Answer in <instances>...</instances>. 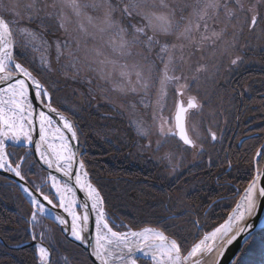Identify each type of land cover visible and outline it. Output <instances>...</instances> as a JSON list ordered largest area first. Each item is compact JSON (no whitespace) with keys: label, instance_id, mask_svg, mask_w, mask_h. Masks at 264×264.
I'll return each mask as SVG.
<instances>
[{"label":"snow or ice","instance_id":"6c2138e0","mask_svg":"<svg viewBox=\"0 0 264 264\" xmlns=\"http://www.w3.org/2000/svg\"><path fill=\"white\" fill-rule=\"evenodd\" d=\"M259 22H264V0H0V169L13 173L20 181L25 180V163L29 173L44 166L61 172L65 178L63 186L51 171L47 181L42 179L41 183L50 182L49 191L55 189L59 208L71 217V237L97 264H139L140 260L150 264H220L228 247L238 238L243 239L244 246L254 240V225L245 221L255 219L253 214L258 216L264 207V186L259 183L264 171L258 165L264 160V151L256 153L254 178L231 214L211 231L202 233V238L186 252L183 245L188 243L187 238H170L154 227L133 230L122 222L115 225L99 190L90 183L83 160L76 159L74 123L52 106L49 86L41 82V78L47 81L54 71L45 54L51 47L45 36L72 28L71 39L54 42L57 62L66 55L74 61L73 67L87 66L111 84L113 91L140 95L143 107H153L151 126L135 119L131 123L144 139L155 128L160 139L155 141L153 150L159 153L173 140L192 149L197 147L189 135L187 118L192 111H202L203 105L196 96L183 99L189 87L182 82L188 79L185 69L197 82L199 74L219 69L215 64L194 65L192 57L196 52L201 53V58L205 54L213 59L230 55L235 47L234 41L226 39L230 32L235 37L245 25L254 29ZM24 23L29 26L21 27ZM35 53L41 54L37 58ZM17 56L24 62H18ZM239 60L237 56L231 63L235 65ZM170 88L174 93V112L169 118L163 115L166 105L160 101L169 98ZM153 92L157 95L155 105L149 99ZM34 134L38 140L33 139ZM210 135L216 139L215 133ZM50 136L60 142L58 148L48 143ZM8 141L14 147L29 149L15 161V166L12 153L7 151ZM45 144L53 152L41 150ZM152 144L149 139L143 147L147 150ZM34 153L37 160L29 163L28 158ZM174 155L169 151L157 159L171 164ZM74 163L77 171L72 173ZM73 175L74 183L86 194V200L79 205L82 215L75 210L77 189L69 187ZM33 183L34 191L19 185L33 206L32 222L43 215L61 226L68 225L41 185ZM68 193H72L71 198ZM90 213L95 215L90 217ZM116 227L128 230L116 231ZM62 230L68 232L69 228ZM40 236L43 239L44 233ZM37 249L40 264H49V249L42 245H37ZM243 253L242 246L231 264H245Z\"/></svg>","mask_w":264,"mask_h":264},{"label":"rangeland","instance_id":"374dc122","mask_svg":"<svg viewBox=\"0 0 264 264\" xmlns=\"http://www.w3.org/2000/svg\"><path fill=\"white\" fill-rule=\"evenodd\" d=\"M27 26L29 25L26 23L21 24V27ZM72 36H74V31L72 28H69L68 32H56L55 34H47L45 36V39H47L51 45L45 54L48 56V59L51 62V67L54 71L47 81L41 78L39 73L34 72V75H37L38 78H41L42 83H45L46 86H49V92L53 96L52 106L56 107V104L54 103L56 100L59 104H61L65 111L63 109L62 110L74 123L77 137L79 136L78 139L80 140V145L84 148H87L88 145L86 144V141L89 138L85 135L84 131H82L84 127L86 128V131H89V135L92 136V140L97 141L96 138L104 135L105 129L103 127H108V129H106L107 131L110 129L112 131V129L115 128L109 125L110 121L108 122L106 119H112V121H114L121 116V120L128 125L127 129L129 133H132L134 135L133 137H135L133 140L131 134L130 139L127 140L128 146L126 148L128 150H126L131 154V157L128 156L130 160V162L128 161V166H130L131 163L133 164L131 166L139 168L138 165L141 162L140 166L142 165V168H146L145 174L148 176L153 175L154 178L157 176V179L154 180H157V182L162 181L161 185L166 187V184L168 185L169 183L170 185L176 184L173 189L176 191V195L171 197V201L169 203V205L174 206L173 211H175V209L181 211L187 207L185 195H188L192 188L189 184H186L185 173L191 171V166L195 167V165L199 164L202 165V169H207V166H210L211 169L209 172H211V174L208 173L206 176L207 178H214L216 175H218V172L223 171L224 169L222 168L218 172L215 171L217 164H220L221 166L222 164H228L229 166L227 167V170L231 174L235 175L236 173H239V169H241L239 168L240 164H243L241 159L248 158V156L250 157L251 152H248L247 148L249 150L255 151L258 142L260 143V140L264 141V131L259 130V127H261L262 124H257L258 121H255V116H245V118L241 120V127H238L239 120L241 118L238 116H236V119L233 120L230 118L236 109L249 105L251 108H253L252 110L256 113V115H258L256 118H258L259 115H262L264 120V114H261L260 109L264 108V22H259L254 29H250L247 25H245L243 30L235 37L232 36L230 32L226 39L234 41L235 47L230 50V55L228 56L213 59L205 54L203 58H201V53L196 52V54L192 57V63L194 65L197 63L208 65L215 64L219 69L218 72L213 69L208 73L199 74L200 79L198 82L193 80L191 78L192 74L188 73L185 69V75L188 76V79L187 81L182 82H186L189 87L187 90H185L183 99L187 101V96H196L198 101L203 105L202 111L191 112L189 120V134L191 138L196 141L197 147L192 149L188 146L178 143L176 140H173L159 153H156L153 150L155 147V141L160 139V137L155 134V128L152 127V134L148 139H144L137 135L135 127L131 123V121L135 119L143 121L145 126L152 125L153 107H143L139 103L141 99L140 95H122L118 91H113L111 84L100 79V77L94 72L89 71L87 66H81L77 64L75 67H73L74 61L67 59L66 55L61 56L59 62L56 61V49L54 42L56 40H63L66 38L71 39ZM72 47L75 48V45L73 44ZM40 54L41 53H35L34 55H36L38 58ZM237 56L240 57V60L236 65L233 66L231 60L235 59ZM17 60L21 63L24 62L21 56H17ZM25 67H29V65L25 64ZM78 69L79 71H77ZM221 73L223 74V77L225 75L226 76L224 78H220ZM245 77H249L248 87H239L240 85H237L236 82ZM233 79L234 81H232ZM89 80H91V83H89ZM230 84H233L234 87L236 86L235 89H232L234 90L233 93H230V90H228L230 88ZM241 90L244 91L245 97H249L248 99L256 98L257 103L250 102L245 104L243 100L244 96L242 94H239V96L236 97V93H238V91L241 92ZM252 90H261V92L254 94ZM149 99L152 101V104L155 105L157 100L156 93H151ZM173 101L174 93L170 88L169 98L160 101L162 105H166V110L163 112L165 117L170 118L174 112ZM133 105H135V108H133ZM56 108L62 111L59 107ZM76 118L79 120V122L76 121ZM92 120H94L95 127L90 126L89 129H87L86 123H91ZM227 122L228 124H226ZM169 123H172L171 119H169ZM90 129H96V133L99 136H95V134L91 132ZM209 130L211 133H215V140L211 138ZM124 133H126V129L124 130ZM242 133H244L247 138L254 136L255 139H248V141L246 139L243 140V137H240ZM222 136L225 139L228 137V139H231V142L234 139V144L231 145L230 143V145H228L224 151L222 149H219L218 151L215 141L222 142ZM256 136L258 137L256 138ZM149 139L153 142L152 148L145 150L143 146L148 144L147 141ZM130 143L132 146L129 145ZM91 145L92 146L90 149L94 150L93 148L95 146L93 144ZM11 146H13L12 142H10L9 147H7V151L12 153L11 159H13V166H15V161L19 160L22 155L16 151H13L15 149H11ZM169 151L175 153L171 164H169L167 160L157 159L158 156H163L164 153ZM258 151H264V145L259 147L256 153ZM94 157L99 163L103 164V166L105 165V170H108L109 164L110 167H115L116 161L112 159L113 156L111 157L107 154V151L100 150L94 155ZM254 158H256V154L255 156H251L250 159L252 160ZM224 161L227 162L224 163ZM247 161L248 160H246L244 163ZM263 161L264 160L258 161L260 169L264 164ZM136 162L138 164H136ZM157 165H160V167H156ZM247 165L248 163L246 166ZM27 168L28 163H25V165L22 167V175L25 176L28 183L34 185V181L35 184H42L41 180H44V178H42L40 174L36 172V170H33L31 173H29ZM173 168H175V170H173ZM146 170H148V172H146ZM142 171L143 170L141 169L140 173L143 174ZM147 175L146 177H148ZM188 176V183L194 181L193 176ZM49 186L50 185L48 184L47 186L45 185L43 187V191H45V194L51 197L54 204L58 205V198L55 196V189L49 191ZM229 187H232L235 190L236 188H240L235 184L230 185ZM123 192V197H126L132 193L131 189H126ZM134 195L138 194L135 192ZM224 198L227 197L220 195L215 200L213 199L210 201L209 205L206 206L207 209L205 212L207 213L214 204L222 201ZM104 205L106 212L110 216L114 215L113 213L118 215L120 214L118 211L108 208L105 201ZM234 206L235 203L233 204V207ZM80 212V208L77 207V214L81 215ZM42 217V215L38 216L36 223L31 221V229L34 230L36 237H38L43 231H48V238L51 239V237H53V240L56 241L53 242H55L56 245L66 246L67 250H65V248L64 250L65 252L68 251V249L71 248L67 243L69 240L66 238L63 239L62 237L57 238L55 231L58 232V230L55 229V226L58 229L59 227L52 221H45L42 219ZM113 218L115 219L114 223L117 222L115 225H119L122 222L124 225H127L133 230H139V228H133L130 224L126 223V219L121 214L119 215V220L115 217ZM197 221L196 223L199 224V220ZM115 230L127 231L128 229L116 227ZM167 235L170 238H173L171 235ZM22 244L12 246H22ZM4 246H7L8 248L12 247L6 243ZM10 249L20 250L13 248ZM251 254L254 256L256 254L254 258L258 262H255L254 264H264V232L259 236L256 235L254 240L250 241L249 244L245 246L242 258L247 259V256H250ZM65 257L67 259H64ZM53 260L54 259L52 258V261ZM52 261L51 264H56V262L53 263ZM59 261L61 264H73L71 260L64 255L59 259ZM38 264H40V261ZM93 264L95 263L93 262Z\"/></svg>","mask_w":264,"mask_h":264},{"label":"trees","instance_id":"16d2710c","mask_svg":"<svg viewBox=\"0 0 264 264\" xmlns=\"http://www.w3.org/2000/svg\"><path fill=\"white\" fill-rule=\"evenodd\" d=\"M249 77L242 78L241 81L248 82ZM240 82V81H239ZM241 92H244L241 90ZM244 96V103L248 104L250 102H256V98L248 99L249 97ZM56 107L60 109L64 108L56 101H54ZM259 105V104H258ZM65 111V110H64ZM256 114V113H255ZM261 114H264V110L261 111ZM262 117V115H259ZM112 127H115L107 131L108 127H103L105 129L104 135H100L101 137L96 138L97 141L92 140V136L89 135V131H86L84 127L82 131H84L85 135L88 138L86 141L87 150L82 160H84L86 167L89 173L92 176V181L99 187L100 191L103 193L104 201L108 208L112 209V207H116V209H112L114 211H118L126 220V223L130 224L133 228H138L137 222L141 223V225L146 222L156 223L158 220H161V215L166 213V205H169L171 201V197L176 195V191H174L175 185H170V183L166 187L161 182H157L154 179L153 175L145 174V169L140 166L143 171V174H138L134 168L128 166V161L130 162L128 156L131 157V154L127 152V144L130 139L131 134L128 131V127L125 122L119 119H106ZM76 121L79 122V120ZM87 129L90 126L95 127L94 120L91 123L87 122ZM126 129V133L124 130ZM91 132L95 134V136H99L96 133V129ZM124 138H122V137ZM134 135L132 134V137ZM135 137H133L134 140ZM93 144L95 147L94 150L90 149ZM131 145V143L129 144ZM132 146V145H131ZM127 149V150H126ZM103 150L107 151L109 156H113V160L116 161L115 167H110L108 170H105V165L99 163L97 159H95L94 155L98 153V151ZM251 155L248 156L247 162L242 164L241 170L243 172L236 173L235 175L231 174L227 167L228 164H222L223 171H220L219 179L208 178V182L212 186V189L218 194L215 197H211L210 195H206L201 191V189L197 186L199 183L194 178V181H191L187 184L192 188L188 195H185V201L187 202L188 209H183L176 214V218H170L168 221L171 225L170 227H165V232L171 235L173 238L180 240L181 237L187 238L188 243L183 245V249L186 252L188 248L191 247L192 244L196 243L198 239L202 236V233L211 231L217 224H219L225 216L228 214L229 210L233 206L235 202V194L236 190L230 185H237L240 187L243 185L244 180H246L249 175H253V169L251 166ZM227 161H224V163ZM248 165L246 166V164ZM136 164H138L136 162ZM156 167H160L157 165ZM239 169V172L241 171ZM148 172V170H146ZM211 172H206L208 174ZM146 175L148 177H146ZM146 179L147 183H144L142 179ZM230 180V181H229ZM231 183V184H229ZM229 184V185H226ZM239 184V185H238ZM149 185V187H148ZM126 189H131L132 193L128 196L123 197V191ZM110 192H109V191ZM146 190H153L158 196L159 204L152 203H142L145 200ZM136 194L138 195H134ZM108 193V194H107ZM19 188L12 183H10L5 178L0 177V238H3L7 245H17L29 242L31 240L30 235V226L29 217L31 213V205L27 202L26 198L21 195ZM223 195L227 198H224L222 201L217 202L212 206V208L206 213V206L209 205L210 201L215 200L218 196ZM134 199V200H133ZM135 200H139V203L134 204ZM199 220V227L196 221ZM198 222V221H197ZM200 228V229H199ZM56 237H63L62 233L55 226ZM201 233L198 235L197 233ZM263 234V232L259 233L257 236ZM45 242H47L51 247L53 252V260L52 262H56V264H61L59 259L64 255L67 256L73 264H93L92 258L85 252L83 249L74 245L73 243L67 241L68 245L71 247L67 250L66 246L56 245L53 237H46ZM55 241V242H53ZM65 248V250H64ZM37 250L35 247H27L20 250H9L7 246H4L0 242V264H38ZM254 255L247 256L248 258H242L245 264L251 263L254 264L256 259L253 257ZM257 258V257H256ZM63 263V262H62ZM141 264H149L144 260H140Z\"/></svg>","mask_w":264,"mask_h":264},{"label":"bare ground","instance_id":"6f19581e","mask_svg":"<svg viewBox=\"0 0 264 264\" xmlns=\"http://www.w3.org/2000/svg\"><path fill=\"white\" fill-rule=\"evenodd\" d=\"M228 79V78H227ZM236 84L237 85H240L239 87H248V85H249V82H244V81H241L240 80V82H236ZM233 84H230V88L228 89V90H230V93H233L234 92V90H232L233 89ZM252 92L254 93V94H256V93H260L261 92V90L260 91H257V90H252ZM241 93H243L244 94V92H240V91H238V93H236V97L237 96H239V94H241ZM56 108V107H55ZM253 108H251V106H249V105H246V106H244V107H240V108H238V109H236V111L233 113V115H231L230 116V118L233 120V119H236V116H238L239 118H241L240 120H239V126L238 127H241V124H242V121L241 120H243L244 118H245V116L247 117V115H253V116H255V121H258L257 122V124L259 123L260 125L262 124V126L261 127H259L260 129L259 130H261V131H264V120H263V118L262 117H258V118H256V116H258V115H256L255 114V112L252 110ZM261 109V111L262 110H264V108H260ZM192 112H194V111H192ZM121 117V116H120ZM226 124H228V122L226 123ZM258 130V129H257ZM243 137L242 139L243 140H247L248 141V139H255V137L254 136H252V137H246L245 135H244V133H242L241 135H240V137ZM258 136H256V138H257ZM221 139L223 140L222 142H219V141H215V144H216V147H218V151H219V149H222L223 151H224V149L228 146V145H230V143H231V145H233L234 144V139L232 140V142H231V139H228V137H227V139H225L223 136L221 137ZM10 142L11 141H8L7 142V145L8 144H10ZM48 143H51V144H53L56 148H58V146H59V143L57 144L56 143V141H48ZM147 143H148V141H147ZM254 145H256V144H254ZM264 145V141L263 140H260V143L258 142V144H257V147L255 148V151H252V150H249L248 148H247V150H248V152H251L250 153V155L251 156H255V154H256V151L259 149V147H262ZM246 148V147H245ZM11 149H15V150H13V151H16L17 153H19L20 155H22V156H24V154H25V152H27L29 149H26L25 147H18V146H11ZM49 152H53V149L52 148H49V150H48ZM53 158H55L54 157V154H53ZM245 159V160H244ZM242 158L241 159V161H242V163L243 162H245L246 160H247V158ZM34 160H37V158H36V156H35V154H33L31 157H29L28 158V162H31V161H34ZM254 160H256V158H254V159H252L251 161H249V162H251V166H252V169H253V163H254ZM264 162V161H263ZM37 163H40V162H38L37 161ZM130 165H133V164H131L130 163ZM219 167H220V165H218ZM132 168H134L137 172H141V169L140 168H136V167H134V166H131ZM138 167V166H137ZM208 168L207 169H202V165H199V164H197V165H195V167H192L191 166V168H190V172H186L185 173V181H186V184L188 183V181H189V176L188 175H190V176H193V178H195L197 181H198V187L201 189V191L203 192V193H205L207 196L208 195H210L211 197L213 196V197H215V195H217L218 193L217 192H215L213 189H212V186L210 185V182H208V178H207V176H206V172H209V170L211 169L210 168V166H207ZM240 167H242V164H240ZM221 168V167H220ZM262 168V167H261ZM0 170H4V171H7L6 169H0ZM241 170V169H240ZM88 171V170H87ZM215 171H220V170H218V168H216L215 169ZM8 172V171H7ZM36 172H38L39 174H40V176L42 177V178H44V180L45 181H47V177H48V174H49V172L44 168V167H42L41 169H37L36 170ZM89 172V171H88ZM241 172H243V169L239 172V173H241ZM11 173V172H10ZM189 173V174H188ZM219 173L220 172H218V175H216L218 178L217 179H219L220 178V176H219ZM253 173V175L252 176H250L249 175V177L246 179V180H244V182L245 183H243V185L242 186H240V188H237V190H236V196H235V206H236V204L238 203V202H240V198H241V196H243L244 195V190L247 188V186H248V184L251 182V180L254 178V172H252ZM11 174H13V173H11ZM138 174H141V173H138ZM214 174V173H213ZM14 175V174H13ZM215 176V177H216ZM0 177H2V178H5L6 180H8L10 183H12L13 185H15V186H17L18 188H19V190H20V192L22 193L21 195H23L25 198H26V200H27V202L29 203V205H31V213H32V211L34 210L33 209V206H32V204L30 203V199H29V197H28V194L23 190V188H21L15 181H12L11 179H9L8 177H6L5 175H0ZM214 177V178H215ZM216 179V178H215ZM216 179V180H217ZM25 180H26V178H25ZM93 179H92V176H91V181H92ZM146 179L144 178V179H142V181L144 182V183H147V181H145ZM27 181V180H26ZM230 181V180H229ZM28 182V181H27ZM92 183L94 184V186L99 190V192H100V194H101V196L103 197V199H104V196H103V193L100 191V189H99V187L95 184V182L94 181H92ZM33 189H34V185L33 184H30V183H28ZM47 184L48 185H50V182H47V183H43V184H40L41 185V189L43 190V187L46 185L47 186ZM174 185H176V184H174ZM239 185V184H238ZM61 186H63V185H61ZM69 187H71V188H73L70 184H69ZM148 187H149V185H148ZM150 188V187H149ZM109 191V190H108ZM110 192V191H109ZM108 194V193H107ZM146 198H145V200L144 201H142V203H146V204H148V203H152L151 205H153V204H159L160 202H159V199H158V195L153 191V190H151V191H147L146 190ZM70 198L72 197V193H68L67 194ZM75 200L77 201V206H75V210H76V212H77V207H78V204H79V202H78V197H77V193L75 192ZM134 200V199H133ZM135 202L136 203H139L140 201L138 200H135L134 201V204H135ZM232 208V207H231ZM234 208V207H233ZM232 208V209H233ZM112 209H116V207H112ZM166 213L164 214V215H161V217H162V219L161 220H158L156 223H150V222H146L145 224H143V225H141V223H139V222H137V226H138V228H139V230L140 229H142V228H144V227H154V228H158V229H160V230H162V231H164L165 232V227H169L170 226V223L168 222L169 220H170V218H176V214L177 213H179V210H177V209H175V211H173V209H174V206H171V205H166ZM80 210H81V208H80ZM231 210V209H230ZM230 210H229V212H228V214L230 213ZM81 212H82V210H81ZM31 213H30V217H29V222L32 224V220H31ZM114 215H112L111 217H115V218H117L118 220H119V215L118 214H116V213H113ZM228 214L225 216V218L220 222V223H222L226 218H227V216H228ZM95 215V213H92V217ZM165 218H167V219H165ZM114 222H115V219H114ZM117 223V222H116ZM115 223V224H116ZM219 223V224H220ZM219 224H217L216 226H218ZM261 232H264V228L263 229H261L260 231H258V232H256L255 234H253V236H254V238L256 237V235H258L259 233H261ZM33 233H34V230L33 229H31L30 230V235L32 236L33 235ZM166 233V232H165ZM74 245H76V244H74ZM76 246H78L79 248H81L82 249V247L81 246H79V245H76ZM30 247H34V246H30ZM11 248V247H10ZM10 248H8L9 250H11ZM243 248H245V246H243ZM84 250V249H83ZM85 251V250H84ZM241 251V250H240ZM85 252H87V251H85ZM87 254H88V252H87ZM255 256H256V254H255ZM255 256H253V257H255ZM37 258H38V255L36 256ZM258 262V261H257Z\"/></svg>","mask_w":264,"mask_h":264},{"label":"water","instance_id":"95a60500","mask_svg":"<svg viewBox=\"0 0 264 264\" xmlns=\"http://www.w3.org/2000/svg\"><path fill=\"white\" fill-rule=\"evenodd\" d=\"M53 107H54V106H53ZM57 110H58V109H57ZM58 111H60V110H58ZM60 112H62V111H60ZM62 113H63V112H62ZM63 114H64L66 117H68V118L70 119V117L67 116L65 113H63ZM54 119H55V117H54ZM70 120H71V119H70ZM187 120H188V118H187ZM71 121H72V120H71ZM187 127H188V126H187ZM33 139H34V140H38V136H36V135L34 134V135H33ZM49 140H50V141H56L57 144L59 143L58 140H54V139H52L51 136L49 137ZM74 146H75V151L77 152V157H76V159L79 160V159H81V155H82V153L79 152V143H78V144H75ZM45 149H46L47 151L49 150V148L47 147V144H45L44 146H42V149H41V150H45ZM48 152H49V151H48ZM34 154H35V153H34ZM35 156H36V158H37V154H35ZM52 158H53V157H52ZM53 159H54V158H53ZM38 162H39V161H38ZM44 168H45L47 171H49V172L51 171L52 175L57 176L59 179H61L63 182H65V178L63 177V174H62L61 172H57V171H55V169H48L46 166H44ZM85 170L87 171L86 167H85ZM261 170L264 171V164H263ZM70 171H71L72 173H75V172L77 171V165H76L75 163H74V165H73V168H72ZM87 173H88V172H87ZM1 174H2V175H5L6 177H8L9 179H11L12 181H15L18 185H21V184H22L24 187H27L29 190L34 191V189L28 184V182H27L26 180H24V181H20L19 177H16L15 175L11 174L10 172L4 171V170H0V175H1ZM88 178H89V180H90V183L92 184L89 173H88ZM259 183H260L261 186H264V177H262V178L260 179ZM69 184H70L73 188L77 189L76 193H77V197H78L79 205H81V204L86 200V194L82 193V192L79 190V186L76 185V184L74 183V175H73V178H72V182H70ZM92 185H93V184H92ZM21 188H23V187H21ZM88 203L90 204V201H88ZM46 206H47V205H46ZM80 208H81V210H82V212H80L81 215H82V214H83V208H82V207H80ZM234 208H235V206H234ZM234 208H233V209H234ZM233 209H232V210H233ZM232 210H231V212H232ZM56 211H57V214H58V215L63 216V218H64L65 220L69 221V224H68V225L61 226V225L58 224V222H56V221L53 220V221L56 223L55 225H57V226L60 228V230H61V232H62V235H64L69 241L75 243L76 245L81 246L80 243L77 242V241H75L74 238L71 237V235H70V222H71V217H70V215H68L67 213L63 212V210L60 209L59 206H57ZM231 212H230L229 214H231ZM229 214H228V215H229ZM253 216L256 217V218H255V219H251V218H250L249 220L245 221V223H252V224L254 225V228H253L252 231H253V234H255L256 232H258V231H260L261 229L264 228V207L261 208L260 213H259L258 216H257L256 213H254ZM45 217H47V216H45ZM90 217H92V213H90ZM47 218H48V217H47ZM49 219H50V218H49ZM226 219H227V218H226ZM51 220H52V219H51ZM89 223H91V219H90ZM64 227H68V228H69V231H68V232L63 231L62 229H63ZM0 242H1L2 244L5 245V241L3 240V238H0ZM37 245H42V246H44V247H46V248L49 249V252H50L49 264H51V260H52V256H53V255H52V251H51L50 247L47 246V244H46L44 241H42V240H36V239H33V237H32V240H31L30 242H26V243L22 244V246H21V245H20V246H16V247H13V246H12L11 248H13V249H21V248H26V247H30V246L37 247ZM242 246H244V245H243V239H242V238H238L237 241H235V242L233 243V245H231V246L228 247V250L225 252L224 257H223V259L221 260L220 264H231L234 255H235V254H238V253L240 252ZM81 247H82V246H81ZM82 249L85 250L84 247H82ZM85 251H86V250H85ZM92 258H93V257H92ZM93 260H94V258H93ZM94 262H95V264H97V262H96L95 260H94Z\"/></svg>","mask_w":264,"mask_h":264},{"label":"flooded vegetation","instance_id":"af4514ba","mask_svg":"<svg viewBox=\"0 0 264 264\" xmlns=\"http://www.w3.org/2000/svg\"><path fill=\"white\" fill-rule=\"evenodd\" d=\"M236 65V64H235ZM234 66V65H233ZM232 74H233V72H232ZM228 75V74H227ZM226 76V75H225ZM224 76V77H225ZM223 77V74L221 73L220 74V78H224ZM227 78V77H226ZM235 79V78H234ZM234 79L232 80V81H234ZM240 79V78H239ZM236 80V79H235ZM241 80V79H240ZM237 82H239V81H237ZM236 87V86H235ZM235 87L233 86V88L235 89ZM188 98V96L186 97V99ZM190 115H191V112H190ZM190 115H189V120H190ZM188 124H189V121H188ZM220 165V164H219ZM221 167V168H220ZM220 167L218 166V164H217V168H218V170H221L222 169V166L220 165ZM216 179L218 178L217 176L215 177Z\"/></svg>","mask_w":264,"mask_h":264}]
</instances>
